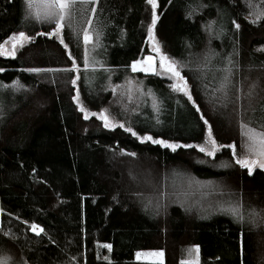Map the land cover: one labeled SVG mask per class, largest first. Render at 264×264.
<instances>
[{
    "label": "trees",
    "instance_id": "trees-1",
    "mask_svg": "<svg viewBox=\"0 0 264 264\" xmlns=\"http://www.w3.org/2000/svg\"><path fill=\"white\" fill-rule=\"evenodd\" d=\"M156 2L155 35L191 100L165 78L130 71L146 52L148 0L78 3L63 44L25 0H0V42L32 37L14 57L0 55V257L10 264H161L136 260L138 250H162L163 264H264V169L249 175L236 163L246 155L241 125L264 124V17L251 22L264 0ZM128 77L134 92L119 90ZM17 81L23 87L13 88ZM76 91L85 111H104L124 128L85 119ZM209 125L214 156L141 142L200 146ZM135 164L156 174L155 192L139 186ZM176 173L209 192L192 193L190 208L177 203L167 180ZM238 204L242 221L226 211ZM253 209L259 215L250 222ZM194 246L198 261L185 260Z\"/></svg>",
    "mask_w": 264,
    "mask_h": 264
},
{
    "label": "snow or ice",
    "instance_id": "snow-or-ice-1",
    "mask_svg": "<svg viewBox=\"0 0 264 264\" xmlns=\"http://www.w3.org/2000/svg\"><path fill=\"white\" fill-rule=\"evenodd\" d=\"M44 3V7L47 9V11L44 12V17L49 23H54L56 25V32L54 33H48L49 37L52 35H56L57 38L60 40V42L63 44L64 43V37L60 33H62L63 29L65 28V23L64 21L66 19H71L73 12L77 10V4H82V5H88V4H98L99 0H42ZM35 3V0H25V4L27 5L28 8H32L33 4ZM148 3L152 6L153 8V19L151 22V27L149 29V32L151 34L152 29H154L156 21L159 19L158 16L155 15V9L157 7V2L156 0H148ZM94 14V9L92 10ZM254 15H257V19L254 21H251L252 23H258L259 19L261 17H264V11L257 13H254ZM36 18L39 19V13L36 14ZM68 27H71V25H68ZM237 29L239 28V25H236ZM43 35V33H41ZM97 36H99V33H97ZM151 38V35H150ZM10 41H13L12 43V53L11 55L14 57L15 55V49H16V43L15 41H24V40H30L32 37L26 36L23 32L19 33V36L13 35L10 38ZM92 41V37L85 32L84 33V42L85 43H90ZM21 47H23V43L20 44ZM67 47V45H65ZM159 51V49H157ZM71 58V55H70ZM147 60H152V57H147ZM168 58L166 56L161 57V66L164 65V62L167 61ZM73 63H75V60L73 59ZM85 65H87L88 60L85 58L84 61ZM175 62L174 61H169L168 62V67L167 71L171 72L174 77L178 79V81H182V83H177L172 85L171 87L173 88L174 91H182L185 95L188 96V99L191 100V93L190 90L187 87V80L185 77L181 76L180 71L177 70V68L174 66ZM133 71H136V65L134 64L133 66ZM142 70V69H141ZM32 71L35 72H40L42 71L41 69H33ZM68 71H71L69 69ZM228 72V75L224 77V82L221 84V91H223L229 82L230 75H231V70H226ZM79 79V77H77ZM75 83V81H73ZM13 88H20L23 87L22 85L19 84V81H17L15 84L12 85ZM255 85H253V88ZM251 93H249L250 95ZM82 112H84V108L81 107L80 109ZM199 110V109H198ZM107 111V110H105ZM95 115V114H93ZM0 118H2V107H0ZM88 118V115L85 114V119ZM101 118L104 122L105 127H121L124 128L123 124H113L110 122L109 118L107 115L104 113H100L99 117ZM205 123L207 124V121L205 120ZM242 130H243V135L246 138L245 143L242 145V148L245 150L246 155L241 156L236 159V163L239 164L242 168H246L248 170V174L252 175L253 170L255 167L259 166L261 169H264V163L259 162V158L264 157V124L261 125V130L257 131L256 127H250L249 124L245 123L241 125ZM126 131H130V129H125ZM133 135H136L135 132L132 133ZM208 137L209 139L205 142V146H193V145H176V144H169L163 140H153L152 137H146L144 139L148 141H152L153 143L160 144L161 146L165 148H169L172 151H175L179 147H198V150L200 152H206L207 155L209 156H214L215 151L217 149V142L216 140L212 137V129L211 126L209 125L208 127ZM144 139H142L141 142H144ZM211 145L212 147L210 149H207V145ZM220 148L225 147L224 145H220ZM232 149L233 155H236L235 152V145L229 146ZM129 155L135 156V153H130ZM249 156H254L256 159H252L251 162H249ZM227 166V165H225ZM242 205H236L232 206L229 209H226V211H229L232 215H234L238 220H243V213L241 212ZM259 213H256V211L250 210L249 212V217H250V222L251 218L253 216H257ZM31 231L34 232L36 235H40L42 232H44V229L39 227L38 225H31ZM104 247L110 248V245H105ZM152 255L155 256H162L163 253H153ZM0 264H10V259L9 258H2L0 257Z\"/></svg>",
    "mask_w": 264,
    "mask_h": 264
},
{
    "label": "rangeland",
    "instance_id": "rangeland-1",
    "mask_svg": "<svg viewBox=\"0 0 264 264\" xmlns=\"http://www.w3.org/2000/svg\"><path fill=\"white\" fill-rule=\"evenodd\" d=\"M150 7H151L150 15H149V18H148L146 25H145L146 26V32H147V41H146V52L144 54L150 53V54L154 55L155 63L153 65L147 64L143 61V59L141 57L140 59L135 60L131 63L130 71H132L134 73L140 71L144 74H153V75H157L159 77L165 78L169 81V84L171 87L174 84L182 83V81H178V79L176 77H174L171 72H168L166 70L168 67V62L174 61L175 62L174 66L179 71H180V67L174 59H172L166 53H164V51L162 49V45L155 35V27H154V29H152V32L150 34L149 29L151 27V22L153 19V11H154L151 5H150ZM30 9H31L32 16L35 18H36V14L39 13V19L36 18V20H40V21L46 20L44 17V12L47 11V9L44 7V3L42 2V0H35V3L33 4L32 8H30ZM155 15L158 16L157 15V7L155 9ZM13 35L19 36V34H13ZM13 35H11V36H13ZM150 35H151V38H150ZM9 38H7L3 42H0V55L1 56H12L11 53H12L13 41H10ZM26 42H27V40H24L22 42L21 41H15V43H16L15 52L17 51V49H19L21 47L20 46L21 43H23V45H24ZM157 49H159V51H157ZM162 56H166L168 58V60L164 62L163 66H161V57ZM134 64L136 65V68H137L136 71H133L132 66ZM73 68H74V70L77 69L75 66ZM74 81H75L74 84L76 85L77 77H75ZM187 87L189 89L188 84H187ZM113 89L116 90L117 88H113ZM171 89L173 90L172 87H171ZM76 90H77V88H76ZM119 90L124 91V92L136 91L137 90V83H136L135 78H133V77L126 78L124 85L121 86V88ZM175 92L184 94L182 91H175ZM74 100H76L77 103L79 101L77 91H76ZM78 106H79V108H81V105L79 103H78ZM100 113H104L105 115H107L104 111L98 112V113H91V112L84 111L83 116L85 117V114H87L88 118H89L91 115L95 114L93 116L96 117L97 119H99L104 126L103 120L101 118H98ZM109 120H110V122L115 124L110 118H109ZM106 128H112V127L110 126V127H106ZM144 138L145 137H143V139ZM208 139H209V137L207 135L206 140L200 146H205V142ZM144 140H146V139H144ZM169 144H172V143H169ZM211 147L212 146L210 144L206 146L207 149H210ZM261 163H264V157H261ZM145 165L146 164H135L137 169H140L142 171V175L140 174V185L139 186L147 187V185H148L149 187L152 188L151 192H155V190H156L155 187L157 184L155 185L154 180L156 181V178H155L156 174L154 175V172L146 171ZM164 177L166 178V176H164ZM192 179H193L192 177L185 175L184 173L173 174V175L169 176V178L167 179L168 183L170 184L171 191L172 190L177 191L176 194H174L175 201L177 203L178 202H180V203L186 202L185 203L186 208H190L189 206H191V204H192V201L190 199V196L192 193H196L197 196H206V194L209 192V189H210L209 187L206 186V183H196ZM142 181H145L144 185H142ZM181 188H183V189L181 190ZM184 189H187V190L183 191ZM164 190H165V192H167L168 189L164 188ZM162 191H163V189H162ZM149 198H151L150 195H149ZM141 202L145 205V201L141 200ZM155 205H158V204H155ZM223 209H224V207H223ZM161 252L163 253L162 250H138L134 253V258L136 260L142 261V262H158V263L163 264L164 263V253L162 256L152 255L153 253H161ZM198 259H199V255H198V247L197 246H194L191 249H187V252L185 253V260L196 262V261H198Z\"/></svg>",
    "mask_w": 264,
    "mask_h": 264
},
{
    "label": "water",
    "instance_id": "water-1",
    "mask_svg": "<svg viewBox=\"0 0 264 264\" xmlns=\"http://www.w3.org/2000/svg\"><path fill=\"white\" fill-rule=\"evenodd\" d=\"M147 57H152V60H147ZM142 59L147 64L153 65L155 63V57H154V55H152L150 53L149 54H144L143 57H142Z\"/></svg>",
    "mask_w": 264,
    "mask_h": 264
},
{
    "label": "crops",
    "instance_id": "crops-1",
    "mask_svg": "<svg viewBox=\"0 0 264 264\" xmlns=\"http://www.w3.org/2000/svg\"><path fill=\"white\" fill-rule=\"evenodd\" d=\"M259 162L261 163V158H259Z\"/></svg>",
    "mask_w": 264,
    "mask_h": 264
}]
</instances>
